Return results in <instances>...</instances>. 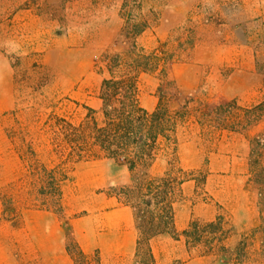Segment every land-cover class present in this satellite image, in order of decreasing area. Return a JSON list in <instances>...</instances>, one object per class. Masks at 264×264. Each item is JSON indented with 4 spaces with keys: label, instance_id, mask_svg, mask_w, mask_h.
Instances as JSON below:
<instances>
[{
    "label": "rangeland",
    "instance_id": "rangeland-1",
    "mask_svg": "<svg viewBox=\"0 0 264 264\" xmlns=\"http://www.w3.org/2000/svg\"><path fill=\"white\" fill-rule=\"evenodd\" d=\"M129 13L149 24L137 39L139 53L159 58L154 71L138 75L141 105L162 101L186 113L176 132L177 160L174 145L163 142L149 175L176 165L174 177L184 180L174 204L180 233L189 218L215 223L201 244H186L189 257L194 264H264V111L245 113L264 102V0H0L7 63L0 71L1 222L16 232L1 230L0 258L45 264L46 239H53L33 232L54 222L36 211L55 215L67 245L80 247L72 221L93 214V199L115 198L133 184L128 168L113 160L70 163L62 169L60 210L30 176L35 163L57 165L56 117L79 124L86 107L101 109L111 57L119 55L125 71ZM73 253L80 264H95Z\"/></svg>",
    "mask_w": 264,
    "mask_h": 264
},
{
    "label": "trees",
    "instance_id": "trees-1",
    "mask_svg": "<svg viewBox=\"0 0 264 264\" xmlns=\"http://www.w3.org/2000/svg\"><path fill=\"white\" fill-rule=\"evenodd\" d=\"M149 27L148 21H136L132 13L124 26V32L131 40L125 71L119 55L111 57L107 63L109 76L105 77L100 87L99 98L102 106L99 111L86 107L85 119L74 124L65 118H58L50 125L52 131V153L57 165L49 168L44 164H33L30 176L39 183L37 192L56 200L62 210V183L67 179L62 169L80 161L110 159L126 166L133 176V184L118 189L114 196L118 202L131 206L136 213L137 227L140 231L137 258L144 253L143 264H156L151 248V240L158 235L170 234L175 239L185 237L189 248L197 246L204 236L211 234L208 230L215 223L202 224L192 220L189 227L180 233L176 228L174 204L181 192L183 179L174 177L176 165L158 178H152L149 170L160 154V145L169 142L174 145L173 156L177 160L176 132L179 123L186 117L173 111L162 101L153 111L141 105L138 75L141 72L154 71L157 55L139 53L137 39ZM120 72V73H119ZM264 111V102L253 108L245 109L249 116ZM100 114L98 119L97 114ZM181 172L182 168L177 167ZM141 172V174H140ZM213 250V247H208ZM79 258L94 260L101 264L99 254H86L74 244L68 246V252L76 264ZM212 252V251H211ZM206 251L205 254H210Z\"/></svg>",
    "mask_w": 264,
    "mask_h": 264
},
{
    "label": "crops",
    "instance_id": "crops-1",
    "mask_svg": "<svg viewBox=\"0 0 264 264\" xmlns=\"http://www.w3.org/2000/svg\"><path fill=\"white\" fill-rule=\"evenodd\" d=\"M6 69V57L0 54V71ZM2 93L4 92H1L0 85V95ZM157 105L158 101L154 102L151 108L146 109L153 111ZM90 204L93 214L81 217L71 223L72 234L82 251L86 254L97 252L101 264H138L136 254L140 231L137 227L134 208L122 205L117 199L103 195L93 199ZM2 208L0 201V251L4 244L1 230L5 236L7 233L15 232L8 224L1 222ZM35 214L38 217L52 218L54 222L51 226L43 225L41 231L33 232L34 238L41 234V237H52L53 239H46V243L50 247L44 256L45 264H76L68 252L67 242L55 215L41 211H36ZM84 222L88 224L85 226ZM181 223L179 215L176 214V228L181 229L184 225ZM189 225L190 218L185 222V226L189 227ZM151 248L156 264H194L195 262L192 257H189L186 241L181 238L174 239L170 234H162L153 238ZM0 264H7V259L0 258Z\"/></svg>",
    "mask_w": 264,
    "mask_h": 264
}]
</instances>
